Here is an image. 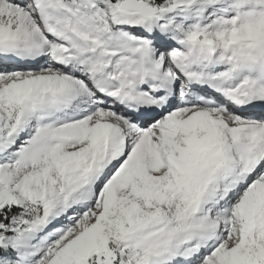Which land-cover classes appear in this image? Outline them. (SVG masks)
Returning <instances> with one entry per match:
<instances>
[{
    "label": "snow or ice",
    "instance_id": "1",
    "mask_svg": "<svg viewBox=\"0 0 264 264\" xmlns=\"http://www.w3.org/2000/svg\"><path fill=\"white\" fill-rule=\"evenodd\" d=\"M0 264H264V0H0Z\"/></svg>",
    "mask_w": 264,
    "mask_h": 264
}]
</instances>
